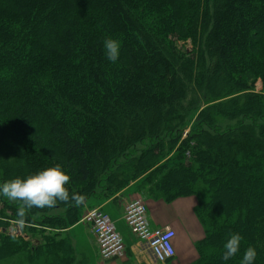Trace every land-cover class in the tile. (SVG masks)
Here are the masks:
<instances>
[{
    "label": "trees",
    "instance_id": "16d2710c",
    "mask_svg": "<svg viewBox=\"0 0 264 264\" xmlns=\"http://www.w3.org/2000/svg\"><path fill=\"white\" fill-rule=\"evenodd\" d=\"M56 164L84 201L28 210L27 240L7 234L20 202L0 195V264H74L65 231L85 204L134 183L197 199L188 264H241L248 247L264 264V0H0V185Z\"/></svg>",
    "mask_w": 264,
    "mask_h": 264
},
{
    "label": "crops",
    "instance_id": "0c3cea01",
    "mask_svg": "<svg viewBox=\"0 0 264 264\" xmlns=\"http://www.w3.org/2000/svg\"><path fill=\"white\" fill-rule=\"evenodd\" d=\"M138 183H134L115 197L105 202L95 199L85 204L84 215L90 209L98 207L104 212L108 211L115 216V222L124 224V213L126 205L135 198L144 200L148 209V221L152 228H171L176 233L174 240L177 261L178 255H184L191 250V256L195 259V243L204 238V232L197 224L194 217V209L197 201L194 197L180 198L171 204L163 201L152 200L138 193ZM108 212H106L108 214ZM199 221V220H198ZM129 229V228H128ZM121 232L125 233L124 228ZM70 237L75 251L74 264H160L143 242L139 241L131 232L123 236L126 246L125 252L116 259L104 262L99 253L96 237L92 234L90 227L80 221L74 227L65 231ZM125 237V239H124Z\"/></svg>",
    "mask_w": 264,
    "mask_h": 264
},
{
    "label": "clouds",
    "instance_id": "9594fccd",
    "mask_svg": "<svg viewBox=\"0 0 264 264\" xmlns=\"http://www.w3.org/2000/svg\"><path fill=\"white\" fill-rule=\"evenodd\" d=\"M104 48L107 59L115 63L119 58L120 43L115 39H106ZM70 176L66 174L60 164L49 167L29 175L26 178L10 179L0 185V195L12 202H20L17 209L16 223L23 226L27 211L32 208L53 207L57 201L68 202L70 199L77 204L82 203L84 196L69 192L66 185ZM242 236L239 233L230 234L224 243L222 259L224 261L236 256L240 252ZM257 252L255 248L248 247L243 254L241 264H253Z\"/></svg>",
    "mask_w": 264,
    "mask_h": 264
},
{
    "label": "built area",
    "instance_id": "2783aa9c",
    "mask_svg": "<svg viewBox=\"0 0 264 264\" xmlns=\"http://www.w3.org/2000/svg\"><path fill=\"white\" fill-rule=\"evenodd\" d=\"M123 219L135 237L146 244L158 263L165 264L168 259H175L176 233L168 227L150 226L148 209L143 199L135 198L129 201ZM81 221L90 227L96 237L102 261H112L125 252L123 239L117 233L110 216L101 208L90 210Z\"/></svg>",
    "mask_w": 264,
    "mask_h": 264
},
{
    "label": "rangeland",
    "instance_id": "374dc122",
    "mask_svg": "<svg viewBox=\"0 0 264 264\" xmlns=\"http://www.w3.org/2000/svg\"><path fill=\"white\" fill-rule=\"evenodd\" d=\"M179 45H180V47L183 49V50H185V51H187V52H192L195 48H194V44H193V41L190 39V40H188V41H186V42H181V43H179ZM208 64H210L211 63V57H209L208 58ZM255 92L256 93H258V94H261V93H263V86H262V82L261 81H258L257 83H256V85H255ZM189 132V130H187L186 131V133H188ZM139 148H141V147H139ZM195 198V197H194ZM196 199V198H195ZM133 200V199H132ZM196 201H197V199H196ZM95 208H98V207H95ZM95 208H92V209H95ZM92 209H90V210H92ZM89 210V211H90ZM105 212H108V211H105ZM51 215H53V214H55V213H50ZM108 215L110 216V218H111V220H112V222L114 223V226H115V228H116V231H117V233L120 235V237L123 239V237H122V235L123 236H127V234L130 232V229H128V226L126 225V223H120V224H117V222H115V216L113 215V213H109L108 212ZM85 216V215H84ZM83 216V217H84ZM83 217H82V219H83ZM194 217H195V219L197 220V217H196V213H195V209H194ZM197 224L200 226V228L203 230V232H204V229H203V227H202V225L200 224V222L197 220ZM22 226H20V225H18L16 222H14V221H10L9 222V224H8V226L6 227V232H7V234L8 235H10V236H13V237H23V238H26L27 239V237H26V232H24L23 230H22ZM124 228V230H125V233H123V232H121V229H123ZM204 235H205V232H204ZM124 239H125V237H124ZM28 240V239H27ZM197 243V242H196ZM195 243V244H196ZM194 252H195V259L197 258V252H196V249H195V247H194ZM178 259H177V261L175 262V263H173V264H188V263H190L191 261H193V260H195V259H193L192 258V256H191V250H188L187 252H186V254H184V255H178V257H177ZM18 263V257H13L12 259H10V260H8V261H5L4 263H2V264H17Z\"/></svg>",
    "mask_w": 264,
    "mask_h": 264
},
{
    "label": "water",
    "instance_id": "95a60500",
    "mask_svg": "<svg viewBox=\"0 0 264 264\" xmlns=\"http://www.w3.org/2000/svg\"><path fill=\"white\" fill-rule=\"evenodd\" d=\"M173 260H174V258L168 259V260L165 262V264H169V263H171Z\"/></svg>",
    "mask_w": 264,
    "mask_h": 264
}]
</instances>
